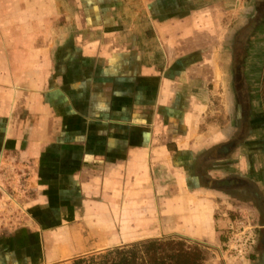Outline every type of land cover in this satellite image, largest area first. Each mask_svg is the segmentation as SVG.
<instances>
[{"label": "crops", "instance_id": "obj_1", "mask_svg": "<svg viewBox=\"0 0 264 264\" xmlns=\"http://www.w3.org/2000/svg\"><path fill=\"white\" fill-rule=\"evenodd\" d=\"M57 4L0 0V169L52 219L45 251L63 230L81 255L158 232L213 249L233 197L259 219L241 264H264V0Z\"/></svg>", "mask_w": 264, "mask_h": 264}, {"label": "rangeland", "instance_id": "obj_2", "mask_svg": "<svg viewBox=\"0 0 264 264\" xmlns=\"http://www.w3.org/2000/svg\"><path fill=\"white\" fill-rule=\"evenodd\" d=\"M6 1L11 2L17 0ZM61 1L62 0H55L58 4H60ZM59 9L60 7L57 10L58 17L60 14ZM69 12H74L73 8H70ZM35 196V191L29 187L27 174L24 173L23 170L14 169L9 165L0 169V264H46L47 262L44 255L51 250H54L51 258L65 259L70 255L87 257L114 248H108L93 254L81 255V253L83 254L92 250L94 245L92 243L93 239H89L88 242L87 236L89 235L85 232L69 234L63 230L54 238V247H49V242L46 243L48 247L45 251L43 240L45 236L44 231L47 227L44 226V224L51 223L52 219L41 216L38 211L35 212L36 216H34L33 212L36 211V209H33L32 212L29 211L32 201L36 199ZM227 200L229 206H232L234 209L231 212L232 216L229 215L228 218L231 220L232 225L230 228L216 227L217 234H220L221 243L216 248H209L211 259L208 264H241L244 260H246L245 262L247 263L248 254L246 253L243 257L236 258L227 248L228 240L231 233L241 228L251 230L254 235H256L254 229L256 231L258 230L256 226L259 225V219L256 218L251 205L236 201L233 197ZM220 217V213L217 214L216 221H218ZM53 220L54 222L51 226H55L56 221L55 219ZM171 233L158 232L154 235L158 238L177 236ZM186 238L190 240L191 243L198 242L207 245L205 241L197 240L192 237Z\"/></svg>", "mask_w": 264, "mask_h": 264}, {"label": "trees", "instance_id": "obj_3", "mask_svg": "<svg viewBox=\"0 0 264 264\" xmlns=\"http://www.w3.org/2000/svg\"><path fill=\"white\" fill-rule=\"evenodd\" d=\"M44 226L48 227V223ZM210 259L207 245L191 243L181 237H162L114 247L60 264H208Z\"/></svg>", "mask_w": 264, "mask_h": 264}, {"label": "built area", "instance_id": "obj_4", "mask_svg": "<svg viewBox=\"0 0 264 264\" xmlns=\"http://www.w3.org/2000/svg\"><path fill=\"white\" fill-rule=\"evenodd\" d=\"M254 244L255 236L251 230L241 228L240 230L231 233L227 248L236 258H238L243 257Z\"/></svg>", "mask_w": 264, "mask_h": 264}]
</instances>
